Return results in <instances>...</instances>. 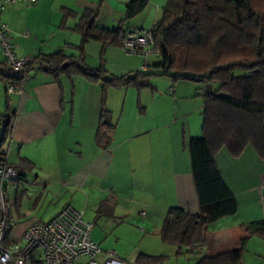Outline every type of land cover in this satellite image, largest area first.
Wrapping results in <instances>:
<instances>
[{"label":"crops","instance_id":"0c3cea01","mask_svg":"<svg viewBox=\"0 0 264 264\" xmlns=\"http://www.w3.org/2000/svg\"><path fill=\"white\" fill-rule=\"evenodd\" d=\"M165 2L150 0L143 12L127 21L125 0H38L5 8L2 20L14 32L16 52L33 59L23 87L12 94L0 74V106L10 115L0 156L23 171L19 192L10 193L11 212L17 221L19 216L23 220L25 208H42L47 201L53 217L64 199H81L83 209L94 206L97 216L116 218L119 210V216L142 232L144 248L131 264H198L201 259L204 264H232L217 258L242 248L235 264H264V238L246 230L248 223L264 221V158L251 144L237 156L226 147L214 155L236 199V213L209 222L204 240L193 246L178 249L161 239L170 208L201 213L186 143L202 134L204 85L153 74L139 85L108 86L103 95L101 80H89L75 70L53 74L36 60L57 52L66 58L83 54V64L102 67L108 79L148 72L161 63L159 52L146 58L128 54L102 30L123 21L121 32L150 29ZM87 12H97L94 32L99 36L80 49V25ZM25 31L28 36L22 35ZM103 107L107 125L101 120ZM99 131L107 134V141L99 138ZM136 205L138 213L127 211ZM30 218L17 222L13 239L29 222L41 221Z\"/></svg>","mask_w":264,"mask_h":264},{"label":"trees","instance_id":"16d2710c","mask_svg":"<svg viewBox=\"0 0 264 264\" xmlns=\"http://www.w3.org/2000/svg\"><path fill=\"white\" fill-rule=\"evenodd\" d=\"M149 1L125 0V21L143 12ZM96 15L97 12H87L83 17L80 49L89 38L99 36V32H94ZM125 21L102 32L119 44L117 37ZM152 30L154 47L162 60L145 73L138 71L108 79L102 67L85 66L83 54L79 58H66L57 52L38 56L36 60L53 74L75 70L89 80H101L103 95L108 86L139 85L141 79L153 74L212 85V93H205L202 134L186 143L201 213L170 208L160 229L162 241L180 249L202 242L209 222L237 211L236 199L215 163L217 151L226 147L237 156L251 144L264 158V0H166ZM32 63L33 59L27 65L28 70ZM3 77L16 90L25 82L13 75ZM8 115H4L0 147L10 130ZM105 116L103 107L101 120L107 125ZM98 135L108 140L106 133L101 131ZM246 230L264 238V221L250 222ZM242 249L217 260L229 259L235 264ZM205 262L201 259L198 264Z\"/></svg>","mask_w":264,"mask_h":264},{"label":"built area","instance_id":"2783aa9c","mask_svg":"<svg viewBox=\"0 0 264 264\" xmlns=\"http://www.w3.org/2000/svg\"><path fill=\"white\" fill-rule=\"evenodd\" d=\"M38 0H0V50L3 62L1 75H13L26 80L31 57L19 55L12 42L13 30L2 20L7 6L33 5ZM28 36V32L22 33ZM117 40L128 54L146 58L157 53L152 28H131L121 32ZM7 93L18 91L7 84ZM23 171L0 156V264H131L119 257L114 249L103 250L91 238L93 222L85 211L67 204L49 220L29 222L17 239L11 232L17 218L11 212V192H19ZM264 189V179L261 182Z\"/></svg>","mask_w":264,"mask_h":264},{"label":"rangeland","instance_id":"374dc122","mask_svg":"<svg viewBox=\"0 0 264 264\" xmlns=\"http://www.w3.org/2000/svg\"><path fill=\"white\" fill-rule=\"evenodd\" d=\"M5 11L6 9L4 10V12ZM0 114L9 113L6 111L5 113H3V109L0 106ZM1 130L2 128L0 129V133ZM30 191H32V189ZM27 199V196H25V198L23 199L24 208L25 203L28 201ZM67 204H72L75 207H79L82 209L85 206L82 203L81 199L73 200L66 198L64 199V201H62V206L64 207ZM85 209L86 210L83 209L85 211V218L90 219L94 224L92 238L100 243V247L103 250L114 249L119 255V257L123 260H126L130 263L136 262L135 256L139 252H141V250H143L142 248H144V244L142 243L141 239L143 236L142 232H140L131 222L127 221V219H125L127 217L119 216V210L116 213V218H105L96 215L97 210H94V206L87 205ZM126 210L127 209H125V212ZM140 210L141 209L139 208V206L136 205L131 209H128L127 211L133 214L138 213ZM25 212V216L27 218L33 217V219L36 218L45 222L50 219V217L53 215L54 210L51 205L49 206V203H47L46 201L42 208L35 209L33 206H30V209L25 208ZM21 218L22 217L19 216V222L26 221L25 218H23V220Z\"/></svg>","mask_w":264,"mask_h":264},{"label":"water","instance_id":"95a60500","mask_svg":"<svg viewBox=\"0 0 264 264\" xmlns=\"http://www.w3.org/2000/svg\"><path fill=\"white\" fill-rule=\"evenodd\" d=\"M204 88H205V92L207 94L212 93V85L210 83L205 84V87Z\"/></svg>","mask_w":264,"mask_h":264}]
</instances>
